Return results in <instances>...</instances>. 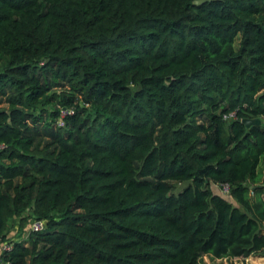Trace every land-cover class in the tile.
Returning a JSON list of instances; mask_svg holds the SVG:
<instances>
[{
	"label": "trees",
	"instance_id": "16d2710c",
	"mask_svg": "<svg viewBox=\"0 0 264 264\" xmlns=\"http://www.w3.org/2000/svg\"><path fill=\"white\" fill-rule=\"evenodd\" d=\"M194 1L0 0L3 262L264 257V0Z\"/></svg>",
	"mask_w": 264,
	"mask_h": 264
},
{
	"label": "rangeland",
	"instance_id": "374dc122",
	"mask_svg": "<svg viewBox=\"0 0 264 264\" xmlns=\"http://www.w3.org/2000/svg\"><path fill=\"white\" fill-rule=\"evenodd\" d=\"M0 67H1V64H0ZM260 122H263V121L261 120ZM182 187H184V184H179L177 189H181ZM212 188L215 193L217 192L221 194L223 197L233 201V199L231 198V195H225L219 186L212 185ZM15 223H16L15 225L11 226L10 228L11 232L8 236V238L11 240H17L21 238L22 236H24V232H25L24 231L25 228L23 229L24 232L22 233V229L18 227V221H15ZM232 263L233 264H264V257L251 256L246 259H243V258L212 259L210 256H205L201 259V262H200V264H232Z\"/></svg>",
	"mask_w": 264,
	"mask_h": 264
},
{
	"label": "built area",
	"instance_id": "2783aa9c",
	"mask_svg": "<svg viewBox=\"0 0 264 264\" xmlns=\"http://www.w3.org/2000/svg\"><path fill=\"white\" fill-rule=\"evenodd\" d=\"M66 109H62L61 110V118L59 119L58 121V125L60 126H64V120H63V117L66 115ZM236 116V113L235 112H232L230 113L229 115H225L224 116V119L225 120H229L231 118H235ZM222 190V192L225 194V195H230V191H231V187L229 184H222L219 186ZM45 220H39V219H33L30 221L29 223V230L31 231H41L45 228ZM13 247V243L12 241H5V242H1L0 243V264H9V262H3L2 258H1V255L4 251H9L11 250Z\"/></svg>",
	"mask_w": 264,
	"mask_h": 264
},
{
	"label": "water",
	"instance_id": "95a60500",
	"mask_svg": "<svg viewBox=\"0 0 264 264\" xmlns=\"http://www.w3.org/2000/svg\"><path fill=\"white\" fill-rule=\"evenodd\" d=\"M207 1H214V0H195L194 4L200 5V4L207 2ZM260 121H261L260 118H256V119H246L243 122H245L246 125L249 126V125L254 124V123L259 124V123H261Z\"/></svg>",
	"mask_w": 264,
	"mask_h": 264
},
{
	"label": "crops",
	"instance_id": "0c3cea01",
	"mask_svg": "<svg viewBox=\"0 0 264 264\" xmlns=\"http://www.w3.org/2000/svg\"><path fill=\"white\" fill-rule=\"evenodd\" d=\"M208 256V255H207ZM205 257V256H204Z\"/></svg>",
	"mask_w": 264,
	"mask_h": 264
}]
</instances>
